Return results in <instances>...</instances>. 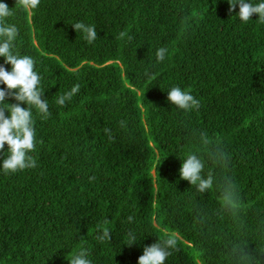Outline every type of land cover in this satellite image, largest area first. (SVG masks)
Instances as JSON below:
<instances>
[{
  "label": "trees",
  "instance_id": "1",
  "mask_svg": "<svg viewBox=\"0 0 264 264\" xmlns=\"http://www.w3.org/2000/svg\"><path fill=\"white\" fill-rule=\"evenodd\" d=\"M0 3L11 9L16 0ZM229 7L228 0H40L14 9L7 20L19 31L14 51L36 61L50 115L32 109L37 166L0 168V264H69L81 248L92 264H138L145 246L173 231L178 251L166 264H230L238 240L264 261V23L256 15L242 22L239 5ZM76 22L95 25L98 38L89 43ZM161 47L167 54L158 62ZM0 65L11 70L3 57ZM76 84L79 92L58 105ZM174 86L200 108L172 105ZM199 131L229 153V167L214 170L218 182L230 176L238 185L239 217L221 212L216 191L200 193L180 178ZM104 227L110 241L98 239ZM129 231L137 237L131 247Z\"/></svg>",
  "mask_w": 264,
  "mask_h": 264
},
{
  "label": "clouds",
  "instance_id": "2",
  "mask_svg": "<svg viewBox=\"0 0 264 264\" xmlns=\"http://www.w3.org/2000/svg\"><path fill=\"white\" fill-rule=\"evenodd\" d=\"M228 3L229 13L239 5L238 18L242 22L247 23L253 15H256L259 18L258 22L264 23V0H260L256 4H253L251 0H228ZM39 4L40 0H16L15 7L10 9L6 3H0V57L4 58L6 65L11 66L9 71L0 65V85L5 86L0 88V154H4L5 145H7V155L4 154L0 168L5 173H16L37 166L35 158L31 155L36 151L37 146V133L32 109L35 108L37 114L43 119H47L50 115L48 101L44 99L45 93L41 86L42 77L36 71V61L31 56L20 55L14 51L19 31L16 25L7 23L8 18L13 16L16 7L32 10ZM72 27L76 32L84 34V38L89 43H93L98 38L95 25L76 22ZM124 35L125 33H121L122 37ZM128 38L131 39V37ZM166 54V48H159L155 53L157 61H163ZM79 90L80 85H74L70 91L60 95L56 103L64 106ZM9 98L15 100L16 103H6ZM167 99L184 112L200 108V101L197 98L189 91L182 90L177 86L167 91ZM22 104L27 107H21ZM123 124L124 122L121 121V126ZM105 132L110 133V130L105 129ZM195 135L199 149L189 152L182 160L180 178L195 186L200 193L216 191L221 212L234 218L239 217L243 211L244 202L238 185L230 176H225L218 182L214 170L215 168L227 169L229 167V153L221 142L213 141L206 131H199ZM109 138L111 139V135ZM127 219L129 222L133 221L132 216H128ZM108 223L110 220L105 218L103 224L107 225ZM164 235L165 238L158 239V242L143 248V254L138 258V264H166L168 258L178 251L179 235L174 231ZM98 239L110 241L111 231L104 227ZM136 242V235L129 231L127 246L131 247ZM248 245L246 240H238L230 244L227 253L230 264H264V261L253 254ZM88 256V250L81 248L69 260V264H92Z\"/></svg>",
  "mask_w": 264,
  "mask_h": 264
}]
</instances>
